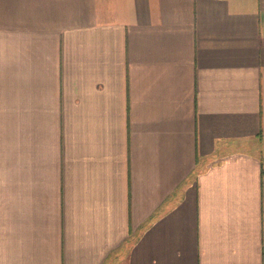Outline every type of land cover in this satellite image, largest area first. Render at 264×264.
Returning <instances> with one entry per match:
<instances>
[{
	"label": "crops",
	"instance_id": "obj_1",
	"mask_svg": "<svg viewBox=\"0 0 264 264\" xmlns=\"http://www.w3.org/2000/svg\"><path fill=\"white\" fill-rule=\"evenodd\" d=\"M0 264H264V0H0Z\"/></svg>",
	"mask_w": 264,
	"mask_h": 264
}]
</instances>
